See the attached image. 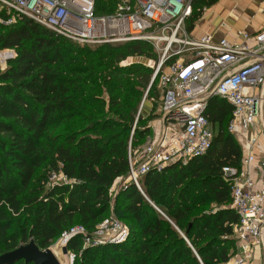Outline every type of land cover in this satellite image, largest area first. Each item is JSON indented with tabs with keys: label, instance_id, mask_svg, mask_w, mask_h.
<instances>
[{
	"label": "trees",
	"instance_id": "1",
	"mask_svg": "<svg viewBox=\"0 0 264 264\" xmlns=\"http://www.w3.org/2000/svg\"><path fill=\"white\" fill-rule=\"evenodd\" d=\"M218 1L194 0L189 33L202 7ZM116 2L96 0V13H111ZM150 48L139 41L79 45L24 17L0 24V51L16 53L0 70V255L31 237L46 249L74 226L91 235L113 210L128 228L125 241L83 248L76 236L67 244L72 264H227L238 216L222 169H239L242 154L227 132L224 99L207 102L213 139L204 155L145 174L141 192L128 180V151L148 138L132 125L142 120V93L159 91V76L150 83L153 69L135 67L133 81L123 82V70L111 65ZM105 86L109 118L92 108ZM52 172L68 182H49Z\"/></svg>",
	"mask_w": 264,
	"mask_h": 264
},
{
	"label": "built area",
	"instance_id": "2",
	"mask_svg": "<svg viewBox=\"0 0 264 264\" xmlns=\"http://www.w3.org/2000/svg\"><path fill=\"white\" fill-rule=\"evenodd\" d=\"M193 2L117 0L111 13L97 14L96 0H0V14H4L0 24L9 26L24 17L79 45L139 41L152 46L158 59L150 83L159 76L160 113L166 126L138 162L129 156L128 180L140 192V177L208 151L213 130L204 111L210 98L224 99L231 107L227 132L242 154L239 169H222L230 184V208L238 216L233 228L236 251L227 264H252L254 251L261 252L264 264V185L256 188V183L264 184V30L251 36L252 46L225 38L214 41L208 35L194 39L187 31ZM0 54L4 71L16 53L2 50ZM49 182L68 181L61 172H52ZM127 235L124 225L110 216L91 235L77 226L64 231L57 243L82 236L86 248L119 244ZM73 258L70 254L71 262Z\"/></svg>",
	"mask_w": 264,
	"mask_h": 264
},
{
	"label": "crops",
	"instance_id": "3",
	"mask_svg": "<svg viewBox=\"0 0 264 264\" xmlns=\"http://www.w3.org/2000/svg\"><path fill=\"white\" fill-rule=\"evenodd\" d=\"M234 24L238 31L234 29ZM264 30V0H219L211 7H202V12L194 24L190 35L198 39L204 35L210 36L214 41L225 38L230 42L248 46L254 44L252 35ZM243 35L249 36L244 39ZM140 160V155L135 161ZM253 179H257L252 174ZM118 183V182H116ZM264 184L256 183V188ZM252 264H262L261 252L254 251Z\"/></svg>",
	"mask_w": 264,
	"mask_h": 264
},
{
	"label": "rangeland",
	"instance_id": "4",
	"mask_svg": "<svg viewBox=\"0 0 264 264\" xmlns=\"http://www.w3.org/2000/svg\"><path fill=\"white\" fill-rule=\"evenodd\" d=\"M196 2H197V0H196ZM197 10L198 9L196 8V11ZM233 27L236 31H238V28L240 26L237 27L234 24ZM150 47L152 48V46L150 44H148V48H150ZM157 59H158V55L156 54V52L152 48V50H150L146 56H142V57H130V56H128L124 60H121L119 62H112L111 66L113 69H122L123 70V72H122L124 74L123 79H122L123 82H132L133 81L132 72L134 71L135 67L153 69L154 65L157 63ZM109 62H110L109 59L105 61V63H109ZM98 81H102V80H98ZM106 88H107V86L104 87V89L102 90V92L100 94L92 97V100H94V102L92 103V108H95L96 110H98L99 113H103L106 117L109 118L112 116V114L108 110V107L110 106V103L113 100L111 99L112 101L111 100L109 101V96L111 98L112 95H108ZM161 94L162 93H161L160 89H159V91L157 90V91L152 92L150 94H148L147 91H144L142 93V97H141V100L139 103V108H138L137 113H136V117L138 115H140L142 120L138 124L137 120L135 118V121L132 125V130L135 128V126L140 128L141 130H147L148 131V138L145 139V142L143 144H138L137 146H135V148L133 150L129 149V151H128L129 154L132 153V157H131L132 162H134L135 159L138 158V156L142 154L143 150L147 146L154 144L158 140L161 132L163 131L164 127L166 126L165 122H163L162 114L160 113ZM158 95H159V99L154 101V99H156V96H158ZM211 208H214V206H211ZM110 216H113L116 218V216L113 213V210L111 211L110 215L107 218H109ZM119 222L122 225H124V227L128 230L127 226L124 223H122L121 221H119ZM76 227L77 226H74L73 228H76ZM58 240L51 244V246H50L51 251L56 255L60 264H67V263L72 264L73 260H72V262L70 261V254H72V253H70L68 251V255L62 256L63 254L61 253V249L58 248L59 247V244L57 243ZM78 256L80 257L79 254H78ZM254 259H255V257L253 256L252 263H253ZM65 260H67V263L65 262Z\"/></svg>",
	"mask_w": 264,
	"mask_h": 264
},
{
	"label": "water",
	"instance_id": "5",
	"mask_svg": "<svg viewBox=\"0 0 264 264\" xmlns=\"http://www.w3.org/2000/svg\"><path fill=\"white\" fill-rule=\"evenodd\" d=\"M72 238L74 237H69L61 247L63 255H68L67 244ZM19 261H23L25 264H60L50 247L40 249L32 237L26 244H20L14 250L0 255V264H15Z\"/></svg>",
	"mask_w": 264,
	"mask_h": 264
},
{
	"label": "bare ground",
	"instance_id": "6",
	"mask_svg": "<svg viewBox=\"0 0 264 264\" xmlns=\"http://www.w3.org/2000/svg\"><path fill=\"white\" fill-rule=\"evenodd\" d=\"M0 57H2V54H0ZM64 245V242L63 241H61V242H59V249H61V247ZM62 256H64V255H62ZM65 262L67 263V260H65ZM68 264V263H67Z\"/></svg>",
	"mask_w": 264,
	"mask_h": 264
}]
</instances>
